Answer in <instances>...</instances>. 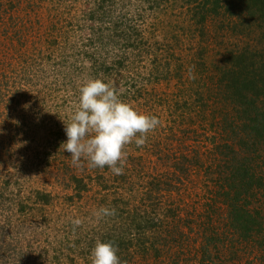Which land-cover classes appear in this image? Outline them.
<instances>
[{"label": "rangeland", "instance_id": "374dc122", "mask_svg": "<svg viewBox=\"0 0 264 264\" xmlns=\"http://www.w3.org/2000/svg\"><path fill=\"white\" fill-rule=\"evenodd\" d=\"M49 3H53L52 0H0L3 9L6 6L15 8L12 14H0V194L7 198L0 202V246L8 244L12 247L0 264H58L54 260L58 253L63 258L59 264H91L90 253L83 250L84 245H80V249L74 245L77 241L74 235L69 240L57 236V232L62 235L61 226L68 225L61 222L80 219L82 224L87 221L84 227L89 233L92 230L90 223L98 219L94 213L106 207L111 198L122 196L130 208L139 204L142 196H148L144 194L147 190L155 196L154 184L162 185L160 196L157 195L161 202L154 209L162 215L165 210L176 208L180 220L177 226L182 231L174 241L170 235L162 233L165 238L160 240V244H167V248H162L159 257L146 264H264L254 245L234 241L231 249L217 244L218 249H213L209 244V230L220 235L229 233L224 225L228 210L225 199L216 194L219 183L216 184L214 167L208 169L209 176L205 178L200 168L195 167L193 156L191 169L168 170L169 176L175 178L168 186L163 175L160 180L161 175L156 177V172L162 173L165 166L152 155L156 142L165 151L176 150L181 145L179 152L189 155L191 151L194 154L195 149L202 154L211 148V142L220 143L216 128L213 130L209 119L213 116L217 120L226 108L219 103L214 89L208 92L205 88L204 81L212 84L205 79L210 74L205 72L203 82H200L199 75L188 70V64L190 59L197 61L202 56L210 70L213 65L220 64L228 49H232L233 39H216L210 22L205 37L198 36L194 30L188 29L187 15L179 6L164 8L161 13L148 18L146 28L151 27L147 29L146 38L157 43L156 48L147 58L144 55L140 60L125 52L128 60L125 67L129 71L123 73L129 78L122 77L116 81L112 78L108 83L115 87L121 100L140 113L156 116L160 124L147 134L143 146L138 147L134 141L125 146L122 175H114L107 166L101 168L98 177L104 178L107 186L113 184L111 188H116L119 194H101L103 190L94 185L78 198L71 190L69 175L85 177L93 168L83 158L80 167L73 166L71 155L61 145L67 139L62 121H68L75 110L78 95L73 93H78V87L87 78L88 61L76 56L84 49L81 47L83 42L75 35L69 37V42L75 46L63 51L67 64L59 61L58 51L53 53L46 45L41 46L39 27L51 20ZM58 3H66V0ZM260 42L264 43V38ZM105 50L104 54L115 56L113 48ZM155 57L159 58V67L163 70L167 67L166 60H170V72L177 64H182L179 80L173 76L168 80L162 77L158 82L150 78L149 69L154 65L152 60ZM71 66L78 70L84 68V72L70 76L67 70ZM125 80L130 89H126ZM199 97L208 101L205 107L207 120L200 118L197 109L168 112V106L172 107L174 102L188 101L192 104ZM171 116L184 125L173 134L166 123L172 120ZM183 130L190 131L188 138ZM203 158L199 159L201 163ZM64 173L67 175L63 179L61 175ZM120 177L124 181L118 184ZM37 191L50 194L52 203L41 210L33 208V220L19 216L16 212L19 204L32 208ZM140 192L143 194H138ZM126 204L120 207L128 208ZM7 222L12 225L7 227ZM202 226L206 227V233H202ZM163 227L170 229L165 220ZM18 230L21 235L16 236L14 233ZM202 246L208 247L211 261L202 257ZM85 258L88 262L83 261Z\"/></svg>", "mask_w": 264, "mask_h": 264}, {"label": "trees", "instance_id": "16d2710c", "mask_svg": "<svg viewBox=\"0 0 264 264\" xmlns=\"http://www.w3.org/2000/svg\"><path fill=\"white\" fill-rule=\"evenodd\" d=\"M60 1L62 0H52L53 3H49L51 20L39 27L41 46L46 45L53 53L58 51L61 57L59 61L67 64L68 59L63 55L65 53L63 51L75 46L69 42V37L77 36L83 42L81 47L84 50L76 56L80 55L88 61L86 77L99 78L106 83L112 78L116 81L129 76L123 73L129 71L125 67L128 61L125 52H130L140 60L144 55L147 58L153 48H156L157 43H151L146 38L147 29L151 27L146 28V23L150 16L161 13L164 8L175 9L179 6L184 15H187L188 29L194 30L198 36L205 37L206 27L210 22L216 39H233L235 44L231 50L225 52L219 65H213L208 70L202 56L197 61L190 59L191 62L188 64V67L190 66L188 70L199 75V80H202L200 82H203L202 76L205 72L210 74L209 77L206 75L205 79L212 84L204 81L205 88L208 92L214 89L219 103L226 108L225 113H221L217 120L213 116L209 119L213 130L216 128L220 143L211 142V148L204 150L202 154L196 149L194 154L193 151H188L192 155L190 156L187 152H179L181 145L176 150L165 151V148L158 146L156 142L152 155L154 158L158 157L157 159L165 166L162 173L156 172V177L161 175L158 178L160 180L163 175L166 179L164 183L168 186L170 182L175 181V178L169 176L170 168L180 171L181 167L191 169L195 165L200 168L201 175L207 178L209 170L214 167L216 184L219 183L218 190L215 191L218 197L225 199L228 211L224 225L230 234L220 235L214 230H209L210 235L207 238L209 244L213 245V249H218L217 245L231 249L234 241L236 243L242 241L254 245L255 252L260 253L264 259V43L260 42L264 38V0H66V3H58ZM14 9L8 6L4 9L0 7V14H12ZM105 48H113L115 56L104 54ZM158 61L157 57L152 60L154 65L149 69L150 78L156 82L162 77L163 80H168L170 76L179 80L182 64H177L170 72V60H166V70L159 67ZM83 69L78 70L71 66L67 72L70 76H76L82 74ZM125 84L126 89H130L129 84L127 82ZM73 95L79 96V93L74 92ZM194 100L192 104L188 101H182L181 104L174 102L172 107L168 106V112L182 113L189 108L191 111L197 109L200 118L207 120L205 107L208 101L202 97ZM178 115V119L181 120L180 114ZM174 117L171 116L172 120L166 122L172 134L174 130L184 126ZM183 131L188 138L190 131ZM197 156L204 157L203 163ZM191 159L194 160V165ZM199 163L200 166H196ZM93 169H89L91 171L85 177L69 175L68 181L75 197L79 198L94 185H97L100 191L103 190L101 194H119L116 188H111L113 184L107 186L104 178L98 177L101 168ZM66 175L64 173L61 177L64 179ZM120 179L121 177L118 184L124 181ZM90 183L93 184L90 186ZM161 186L154 184L155 196L147 190L144 194L148 196H142L139 204L130 208L122 196L111 198L106 207L114 208L115 215L92 221L90 223L92 230L89 233L85 232L84 227L88 224L87 221L79 226L72 225V222H61L62 225H68L61 226L62 235L57 232V236H64L69 240L74 235L77 239L74 244L76 248L80 249L79 246L84 245L83 250L89 253L96 239L111 242L118 248L117 255L120 260L126 264H146L152 259L155 260L162 252L161 249L167 248L166 243L165 246L160 244V240L165 238L162 233L170 235L174 241L176 235L182 231L177 226L180 220L176 208L165 210V214L162 215H158V209H154L161 202L159 199ZM6 199L0 194L1 203ZM51 203L50 194L37 191L33 198V207L19 204V210L16 212L25 219L33 220V208L41 210ZM123 203L128 205V208L125 206L121 208ZM164 220L170 229H164L166 228L163 227ZM9 225L12 223L7 222V227ZM202 227V233H206V227ZM14 234L19 236L21 232L18 230V233ZM4 245L0 246L1 261H4V256L12 248L8 244ZM202 249V257L211 261V256L207 254L208 247L202 246ZM61 256L62 254L58 253L54 258L55 263L61 262L63 259ZM83 261L88 262V259L85 258Z\"/></svg>", "mask_w": 264, "mask_h": 264}, {"label": "clouds", "instance_id": "9594fccd", "mask_svg": "<svg viewBox=\"0 0 264 264\" xmlns=\"http://www.w3.org/2000/svg\"><path fill=\"white\" fill-rule=\"evenodd\" d=\"M78 102L68 121H62L66 141L61 145L71 155L73 166L80 167L82 158L89 167H108L114 175L123 174L126 145L143 146L147 134L160 124L154 115L138 112L124 102L110 83L88 77L78 87ZM119 165V166H118ZM94 215L100 219L115 215V209L101 207ZM72 224L79 226L80 219ZM111 242L96 239L90 252L91 264H126Z\"/></svg>", "mask_w": 264, "mask_h": 264}]
</instances>
